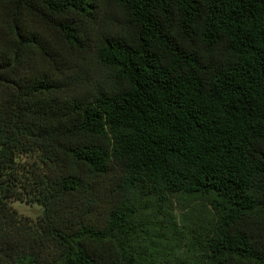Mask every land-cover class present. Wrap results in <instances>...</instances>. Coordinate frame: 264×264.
<instances>
[{
    "label": "trees",
    "instance_id": "16d2710c",
    "mask_svg": "<svg viewBox=\"0 0 264 264\" xmlns=\"http://www.w3.org/2000/svg\"><path fill=\"white\" fill-rule=\"evenodd\" d=\"M0 264H264V0H0Z\"/></svg>",
    "mask_w": 264,
    "mask_h": 264
},
{
    "label": "rangeland",
    "instance_id": "374dc122",
    "mask_svg": "<svg viewBox=\"0 0 264 264\" xmlns=\"http://www.w3.org/2000/svg\"><path fill=\"white\" fill-rule=\"evenodd\" d=\"M18 169H21V166L26 162V159H24V157H20L18 160ZM21 173V171H19V174ZM10 206L15 209V211L20 214V215H24L29 217L30 219L34 218V216L36 215V213L38 212V209L35 205H26L24 203H22L21 201L18 200H11L9 202Z\"/></svg>",
    "mask_w": 264,
    "mask_h": 264
}]
</instances>
